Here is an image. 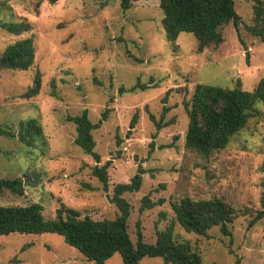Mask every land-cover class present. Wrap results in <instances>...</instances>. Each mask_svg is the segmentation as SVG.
Returning <instances> with one entry per match:
<instances>
[{"label": "rangeland", "instance_id": "rangeland-1", "mask_svg": "<svg viewBox=\"0 0 264 264\" xmlns=\"http://www.w3.org/2000/svg\"><path fill=\"white\" fill-rule=\"evenodd\" d=\"M255 4L235 0L239 29L229 22L221 29L223 42L198 51L190 32L166 39L160 0H138L129 9L119 0H0V22L30 26L20 35L0 26V55L21 38L32 36L35 43L30 68H0V179L20 177L24 183L21 194L5 189L0 205L39 202L45 217L54 218L64 203L82 217L113 219L121 213L111 199L115 185L130 182L142 169L140 189L124 193L132 206L128 225L134 242L138 222L147 241L156 239V229L173 224L176 240L191 243L209 264H234L237 258L264 264V217L250 226L263 208L264 104L224 149L204 156L185 144L189 118L183 103L197 83L234 88L240 82L252 91L264 78V41L247 30ZM37 72L40 91L27 98ZM139 82L150 87L129 91ZM84 109L93 123L102 120L93 130L100 162L76 144V124L68 119ZM30 119L39 121L43 136L28 145L17 134ZM108 160L105 190L93 168ZM146 195L154 206L142 205ZM185 195L217 196L241 209L228 225L232 235L219 226L207 235L186 231L172 206ZM0 264L96 263L57 233L12 232L0 234ZM105 264L124 262L116 252ZM139 264L165 262L146 256Z\"/></svg>", "mask_w": 264, "mask_h": 264}, {"label": "trees", "instance_id": "trees-1", "mask_svg": "<svg viewBox=\"0 0 264 264\" xmlns=\"http://www.w3.org/2000/svg\"><path fill=\"white\" fill-rule=\"evenodd\" d=\"M56 0H51L55 2ZM122 9H129L138 0H119ZM160 7L164 12L163 27L168 41H175L180 32H190L198 40V51H203L209 45H219L223 42L222 28L233 21L239 29L241 16L235 7V0H160ZM0 26L10 33L20 35L28 31L30 26L25 21L2 20ZM247 30L264 41V0H256L254 17ZM35 59V43L32 36L21 38L8 44L0 55V68L25 70L30 68ZM149 88L150 84L139 82L136 87ZM41 88V73L37 72L33 84L24 93L29 98L36 96ZM125 88L121 87L120 92ZM171 89L163 98L167 97ZM189 118L185 135V144L204 156H209L216 150L224 149L231 138L242 130L248 121L259 116V103L264 104V78H261L252 91L241 87L240 82L234 88L219 85L197 83L190 99L184 100ZM166 111V110H165ZM107 110L103 113L106 118ZM136 113L132 125L137 121ZM156 121L155 117L151 115ZM76 124L78 144L87 154H91L98 162L100 155L95 151L96 141L93 130L102 122L93 123L87 109L76 116H68ZM158 128L162 127L156 121ZM0 131H3L0 128ZM13 136L11 132H4ZM23 142L31 144L42 138L43 130L37 119H30L20 123L17 134ZM111 160L105 164H96L93 174L108 190V168ZM143 170L132 177L130 182L118 183L114 187L112 201L120 209V214L113 219H94L90 215L82 217L77 209L66 206L64 203L56 210L54 218H46L44 207L39 202L27 205H0V234L12 232L35 233L53 232L62 235L65 241L76 247L88 260L96 264H105V261L119 252L124 264H139L146 256L162 257L165 264H209L202 258L187 241H177L174 235V225L170 224L163 230L156 229V239L147 241L137 223V240L134 242L129 232L128 219L131 213V204L124 197L126 192L138 191L142 185ZM23 193V179L1 178L0 194L5 190ZM163 198L158 200L162 203ZM156 202L150 200L149 195L143 197L142 205L145 208L154 206ZM176 219L188 232L207 235L208 230L219 226L225 235H232L229 224L241 212L237 206L224 198L213 196L208 199H194L183 196L179 201L172 202ZM263 208L250 221V226L264 217ZM211 264H218L216 262ZM234 264H241L237 258Z\"/></svg>", "mask_w": 264, "mask_h": 264}]
</instances>
